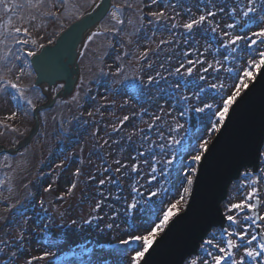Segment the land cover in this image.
<instances>
[{
	"label": "rangeland",
	"instance_id": "374dc122",
	"mask_svg": "<svg viewBox=\"0 0 264 264\" xmlns=\"http://www.w3.org/2000/svg\"><path fill=\"white\" fill-rule=\"evenodd\" d=\"M59 1L20 0L26 2L24 17L10 21L5 15L0 16V89L5 90L0 93V145L5 144L7 148H16L29 133L20 129L24 122L22 115L45 102L43 95L32 89L35 79L28 53H35L41 40L52 42V35L46 36L53 25L47 19L46 10L59 5ZM63 1L65 4L69 2ZM97 1L75 0L59 15L57 22L62 24V17L68 23L76 20ZM127 1L130 4L126 0H119L118 4L140 7L137 11L153 14L154 19L167 17L168 22H173L183 33L175 34L171 26L169 31L157 35L161 39L167 34V38L161 44H147L149 49L146 51H153L154 56L151 53L147 64L142 66L137 56H128V50L141 40L148 41L145 36L137 37L132 19L127 24L125 20L126 30L119 34L114 32L122 20L121 9L117 7L101 25V32L89 37L84 46L81 74L74 94L57 101L53 111L42 116L45 124L37 140L14 159L0 160V198L4 199L0 204V230L7 228L4 225L12 219L10 207L16 203L19 189L24 203L16 211L15 220L25 213L26 206L33 200L40 204L46 193L50 200L54 195L63 201L49 202L48 211L39 213L40 219L32 218L29 228L14 231V225L11 227L13 248L23 252L18 264H140L170 222L185 212L202 157L221 130L232 105L252 85L264 65L256 68L248 63L253 57L259 61L258 52L264 51L260 38L253 36V32L264 29V19H261L264 17V0ZM249 8L253 11L245 16L244 12ZM201 15L206 17L202 24L194 25L192 30L185 29L186 23L199 20ZM229 24L234 27L228 28ZM109 34L115 36V40L122 37L117 43L122 47V54L118 52L114 57L106 58ZM235 36L243 39L231 45L230 40ZM253 39L257 41L254 45L250 43ZM164 42L165 47L162 46ZM159 46L164 48L163 56L156 63L157 68L153 57H157ZM118 64L123 68L113 74L118 70ZM107 68L111 72L109 82L106 81L109 93L98 92L97 96L93 95L96 100L86 104L85 94L93 86L94 76ZM177 68L180 72H176ZM189 68L191 74H188ZM205 68L208 71H204ZM240 69L250 71L252 75L244 76ZM145 70L149 74H143ZM160 76H164L161 78L163 82L157 81ZM145 80L150 82L146 90H139L140 95L127 94L129 89L137 88ZM13 83L25 93L26 99L33 101V105H27L18 93L11 90L9 85ZM61 89L62 86L57 87L52 96L55 97ZM226 101L231 103L224 120L220 121L219 113L225 111ZM98 103L101 107H96ZM206 104L211 105V109L195 110ZM79 110L90 113V119L85 121L89 123L90 136L83 140L84 144H79H82L80 148H70L74 150L76 160L83 159L84 173L80 172L78 162L65 163L66 153L57 148L60 135L55 134L60 121L70 130L68 120L73 115H80ZM14 112L17 115L8 120L7 117ZM213 124L218 130L213 129ZM13 125L16 131L11 130ZM54 147L58 151L56 154ZM68 149L69 144L66 156L74 157L71 156L73 151ZM196 155L200 156L198 162L194 160ZM41 157L48 164H44ZM42 171L50 174L47 173V178L40 182L42 192L32 195L27 186L29 182L36 184L41 176H45ZM117 178L119 184L115 183ZM187 179L192 180L191 185L187 184ZM52 185L56 189L48 191ZM184 187L189 189L187 193L183 192ZM233 189L242 195L240 204L245 205L239 210L225 206L233 199ZM250 195L251 200L248 199ZM227 202L222 205L228 221L226 228L212 231L198 256L185 264H216L217 256L222 257L220 264H234V261L264 264V256L253 259L245 255L246 249L259 252V245L264 243V147L259 173L242 174V178L231 187ZM249 204L253 205V210L248 209ZM170 208L167 224L157 227ZM254 210L259 223L253 219ZM51 214L58 219L56 227L50 226ZM229 215L235 218V224L229 222ZM61 225L62 231L59 230ZM229 232L233 235L229 236ZM240 234L245 236L243 246H240ZM4 236L0 231V242ZM253 236L252 244H247L246 241ZM144 237L151 240L146 251ZM229 239L236 241L238 246L235 249L227 248ZM23 240L26 245L20 243ZM221 247L225 248L224 252L220 251ZM0 261L1 264L8 262L5 258Z\"/></svg>",
	"mask_w": 264,
	"mask_h": 264
},
{
	"label": "water",
	"instance_id": "95a60500",
	"mask_svg": "<svg viewBox=\"0 0 264 264\" xmlns=\"http://www.w3.org/2000/svg\"><path fill=\"white\" fill-rule=\"evenodd\" d=\"M115 0H98L75 23L62 31L51 45L40 47L30 58L36 76L35 88L49 92L63 85V90L47 105L35 111L50 109L58 100L71 97L76 89L84 46L94 34L101 32V24L109 16ZM39 132L35 123L29 136L8 152L14 155L26 148ZM264 144V68L255 84L245 93L231 111L228 120L201 164L187 213L173 223L168 232L157 241L143 264H184L197 255L200 245L214 228H224L226 221L221 205L228 190L239 180L243 171L257 173ZM1 152V149H0ZM204 215H194L195 206ZM257 219L256 211L254 212ZM196 216V217H194Z\"/></svg>",
	"mask_w": 264,
	"mask_h": 264
},
{
	"label": "trees",
	"instance_id": "16d2710c",
	"mask_svg": "<svg viewBox=\"0 0 264 264\" xmlns=\"http://www.w3.org/2000/svg\"><path fill=\"white\" fill-rule=\"evenodd\" d=\"M75 0H69L68 4H65L63 0H60V4H56L55 7H51L48 10H46L47 12V19H49L50 22H53L52 27L50 28L49 31H47L46 36H51L52 35V40L55 39L57 37V35L63 30L65 29L67 26H69L72 22H74L75 20H72L71 22H67L62 18L61 21L63 22L62 24H59L60 22H57L59 15L63 14V12H65L66 8H69L70 4L74 3ZM131 2L133 0H130ZM125 2V1H124ZM119 0H116V7H119V9H121L120 14H121V22L119 24L116 25V29L118 34L121 33L124 29L126 30V26H125V20H126V24L127 22L129 23L132 19V26L134 28L137 29L136 31V35L138 37L140 36H145V40L148 41V43H146L145 41L141 40L139 43L134 45V48L132 47V50H128V56L131 55V57L137 56L140 60V62L143 63L142 66H145L147 64V62L149 61L150 57H151V53L152 56H154V52L153 51H146V49H149V46H147V44H153V43H159L161 44V41L167 38V34H165L161 39L160 37H158L157 35H160L161 33L165 32V31H169L170 27L172 26V30H174V33H183L182 31H179L176 27H173L174 23L173 22H168L167 17H157L154 19V15H150L149 13H144L141 11H137V9L139 8H132L128 5H120L119 6ZM126 3L130 4V2H128L126 0ZM26 2L21 3L20 0H4L3 4H0V16L5 15L7 17V19H10V21L14 20L16 21L17 19H19L20 17H24L26 14V7H25ZM86 10V9H85ZM84 10V11H85ZM83 11V12H84ZM136 23V24H134ZM172 23V24H171ZM186 34V32H185ZM110 37L108 38V45L106 48V58L108 57H114L118 52H120V54H122V47H118L119 45L117 44L120 40H121V36L119 37V39L115 40L116 37L112 36V34H109ZM50 40V41H52ZM40 44H45L43 40L39 41ZM107 42V40L104 42V44ZM115 44V45H114ZM118 45V46H117ZM162 46H166L165 42L163 43ZM163 47V48H164ZM159 52L157 54V57L154 58V63L155 65H157L156 67L158 68V64H156L158 62V60L160 59V57L163 56V48H161L159 46ZM144 54V56H142V54ZM119 56V55H118ZM117 56V57H118ZM105 58V59H106ZM130 64V63H129ZM118 70H116V72H114L113 74H116L117 72H119V70H121L123 68V66H121V64H118ZM120 66V67H119ZM121 73V71H120ZM119 73V74H120ZM143 74H149V71L145 70L143 72ZM110 76H111V72L110 70L107 68L105 70H103V72L101 74H96L94 76L95 80L92 83L93 86L91 87L90 90H88V92L85 94V102L86 104L89 105L90 100H96V96L98 95V92H107L109 93L106 88V81L109 82L110 80ZM164 77V76H162ZM161 76L158 78L157 81L162 80ZM147 80V79H146ZM145 80V81H146ZM107 82V83H108ZM150 82V80L146 81V82H141L137 88H132L129 89L127 92H130L131 96H136L137 94L140 95V91L139 90H146V86L148 85V83ZM91 92V93H90ZM142 92V91H141ZM96 95V96H93ZM102 102V101H101ZM105 105V104H104ZM96 107H101V104L98 103L96 104ZM34 108H30L28 109L27 113L22 115V120L24 119L23 125L22 127H20V129H25L26 132H29L32 125H33V119H32V112H33ZM53 111V110H52ZM50 111V112H52ZM100 111V110H99ZM49 112H46L45 114H47ZM80 115H77L76 117L73 115L71 116V118L68 120L67 125L71 126L70 130H67L66 128L63 127L62 121L58 122L55 129V134L60 135L59 140H58V144H57V148H59L61 151H63L64 153L69 154L66 152V148L69 144V151H73V153H71V156L74 155V157H67L65 155V163L66 161L69 162V165H71L74 162H78L81 166H80V172L84 173V170L86 169V165L83 162V159L81 160L80 158L78 160H76V154L74 153V150H72L70 147H75V148H80V146L82 144H84L85 141H83L85 138H88L89 135V123L85 122L87 121V119H90V113L86 114L84 111H80L79 110ZM28 114L30 116V118L28 117ZM44 115V114H43ZM40 124H41V131L43 132V126L45 123H43L42 121V116L40 117ZM13 128L14 125H13ZM100 131V130H99ZM25 132V133H26ZM102 132V130L100 131ZM24 133V134H25ZM42 133H40V135L38 136V138L41 136ZM89 135V136H88ZM88 136V137H87ZM61 139V141H60ZM80 143H82L81 145H79ZM4 146H7L5 144H2ZM54 154H56V148H53ZM42 156V153H41ZM67 157V159H66ZM86 158V157H85ZM7 159H14V158H10L8 156L2 155L0 156V160H7ZM40 160H42L44 162V164H48V162H45L42 157L40 158ZM43 167H46V169L48 168L47 165H44ZM47 171H42V175L45 174V176H41L39 181L34 184L33 182H29L27 189H30V192L32 193V195L34 194H38V192H42L43 188L42 186V182L44 180V178H47L46 175H48ZM90 173V172H89ZM87 173V175L89 174ZM50 174V173H49ZM86 175V176H87ZM117 181H119V178H117ZM31 186V187H30ZM56 189V187H53V185L47 189L49 190H54ZM20 192L21 189H19L17 191V196L15 199H17L16 203H14V206H9L12 211L10 212V217H12L11 221H7L6 224L4 225V229H1L0 231L3 233V235H5L2 238V242H0V260L5 258L8 260V262H6L7 264H18L19 258L21 257L22 259V251H20L17 247L13 248V241L10 239V232H11V227L14 225V231H19V230H23V228H26L29 225V221L33 218H38L40 219L39 213H42L44 211H48L47 206L49 205V202L52 201V203H56V202H60L62 203V199L59 197H54V195L52 196V199L50 200L51 197H48V193H46V195H42V201L40 204H36V202L33 200L32 203L30 205H27L26 208L27 210L25 211V213L22 215H19V219L15 220L14 216H16V211L19 209L20 204H23V198L22 200L20 199ZM90 194V192H88ZM89 197V195H87ZM95 196V195H94ZM86 197V195H84V198ZM58 198V199H56ZM97 198H95L96 200ZM57 200V201H56ZM64 200V199H63ZM4 202V199L0 198V204H2ZM59 203V204H60ZM28 220V222H26ZM49 220H50V226L56 227L58 225V219L55 220L53 214H51L49 216ZM2 225V226H3ZM29 228V226H28ZM63 225H61L60 227V231H62ZM7 230V232L5 233L4 231ZM53 236L55 235V232H50ZM52 240V238H51ZM20 243H23L26 245L25 241H21ZM25 245H22V248H25ZM21 246V244H20ZM1 264V261H0Z\"/></svg>",
	"mask_w": 264,
	"mask_h": 264
},
{
	"label": "snow or ice",
	"instance_id": "6c2138e0",
	"mask_svg": "<svg viewBox=\"0 0 264 264\" xmlns=\"http://www.w3.org/2000/svg\"><path fill=\"white\" fill-rule=\"evenodd\" d=\"M3 3H4V0H0V4H3ZM252 11H253V10H252L251 8H249L248 11L244 12V15H245V16H248L249 13L252 12ZM209 15H212V13H209ZM205 19H206V17H205L204 15H201V16L199 17V20H195V21H192V22L186 23V24L184 25V27H185V29H187V30H192V29L194 28V25H200V24H202V23L205 21ZM261 19H264V17H261ZM173 27H175V25H173ZM227 27H228V28H233L234 25H233V24H229V25H227ZM212 30H213V31H216L215 28H213ZM253 36H255V37H259V38H260V39H259V43L264 44V29H262V30L259 31V32H253ZM242 39H243V38H242L241 36H235L234 38H232V39L230 40V43H231V45H236V44H237L239 41H241ZM250 43H251L252 45H254V44L257 43V41L253 39V40H250ZM234 50H235V49H234ZM258 54H259V57H260L259 61H256V59L253 57V58L248 62L250 67H256V68H259L262 64H264V51H259ZM28 55H33V53L30 52V53H28ZM189 63H193V62H192V61H189ZM209 67H211V66H209ZM187 71H188V74H191L192 69L189 68ZM204 71H208V69L205 68ZM240 71L243 72V75H244V76H249V77H250V76L252 75V73H251L250 71H245L244 69H240ZM176 72H180V68H177V69H176ZM201 79H203V77H201ZM9 87H10L11 89H13L16 93H18L19 96H20V98H21V99H24V100H25V103H26L27 105H33V101H32L31 99H26V98H25V93L22 92V91L20 90V88L18 87L17 84L13 83V84L9 85ZM212 87L215 88L216 85H212ZM4 91H5L4 89H0V93H3ZM232 99H235V97H232ZM230 103H231V101H226V102L224 103V109H225V111H224L223 113H219V120H220V121H223V120H224V117H225V115H226V113H227V109H228ZM205 108L211 109V105H207V104H206L204 108L197 107L195 110H196L197 112H203V111L205 110ZM16 115H17V113L14 112V113H12L9 117H7V119H8V120H12V119H14V117H15ZM124 119L127 120L128 118L125 117ZM212 127H213L214 130H218V129H216L215 124H213ZM11 130H12V131H16V129H14V128L11 129ZM201 147L203 148L204 145H201ZM194 160L198 162V161L200 160V156H199V155H196V156L194 157ZM169 163H171V161H169ZM135 170H136V169L133 168V171H135ZM153 170H155V169H153ZM187 184H188V185H191V184H192V180H191V179H187ZM72 187H75V186L73 185ZM188 191H189V189H188L187 187H184V188H183V192H184V193H187ZM153 195H156V194L153 193ZM248 199L251 200V195L248 197ZM133 207H135V205H133ZM174 207H175V205H172V208H174ZM243 207H245V205H242V204H233V205H231V210H239V209H241V208H243ZM247 207H248L249 210H253V205L249 204V205H247ZM170 215H171V208H170L167 212L164 213V215H163V220H162V222H161L160 225H157V227H162V226L166 225L167 222H168V219H169ZM227 219L229 220V222H230L231 224H235V223H236V220H235V218H234L232 215H229V216L227 217ZM228 235H229V236H232L233 233L229 232ZM137 239H139V238H137ZM254 239H255V237L253 236V237H251L250 239H248V240L246 241V243H247V244H252V242H253ZM239 241H240V246H243L244 243H245V236H244L243 234H240V235H239ZM150 243H151V240H150L148 237H144V245H143V246H144L145 251L147 250L148 245H149ZM208 243L211 244L212 241L209 240ZM237 246H238V245H237V243H236L235 240H233V239H229V240H227V248H228L229 250H231V249H235ZM259 248H260V251H259V252H256V251H253V250H250V249H246V250H245V255H246L247 257H251V258H253V259H255L258 255L264 256V243H261V244L259 245ZM220 251H221V252H224V251H225V248L221 247V248H220ZM140 255H142V253H140ZM215 259H216V264H220V261H221L222 257L217 256V257H215ZM234 264H243V262H242V261H234Z\"/></svg>",
	"mask_w": 264,
	"mask_h": 264
},
{
	"label": "bare ground",
	"instance_id": "6f19581e",
	"mask_svg": "<svg viewBox=\"0 0 264 264\" xmlns=\"http://www.w3.org/2000/svg\"><path fill=\"white\" fill-rule=\"evenodd\" d=\"M231 194L234 195V196H233V199H231L230 201H228V202L226 203V205H225V206L228 207V209H231V205H233V204H240V203H241V200H242V195L236 194V192H235L234 189H233V191L231 192ZM189 199H190V198H189ZM188 203H189V200H188V202H187V205H188ZM187 205H186V207H187ZM200 211H201L200 206H199V205H198V206L196 205L195 208H194V210H193L194 215H196V213H199V216H198V217L202 220L203 217H204V215H203L202 213H200ZM223 211H224V209H223ZM194 217H196V216H194Z\"/></svg>",
	"mask_w": 264,
	"mask_h": 264
}]
</instances>
